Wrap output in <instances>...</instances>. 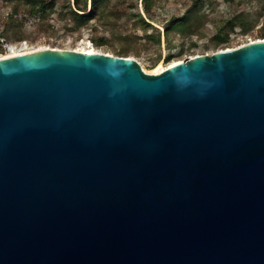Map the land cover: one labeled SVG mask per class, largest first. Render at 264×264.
<instances>
[{
    "label": "water",
    "instance_id": "1",
    "mask_svg": "<svg viewBox=\"0 0 264 264\" xmlns=\"http://www.w3.org/2000/svg\"><path fill=\"white\" fill-rule=\"evenodd\" d=\"M0 264H264V37L0 57Z\"/></svg>",
    "mask_w": 264,
    "mask_h": 264
},
{
    "label": "rangeland",
    "instance_id": "2",
    "mask_svg": "<svg viewBox=\"0 0 264 264\" xmlns=\"http://www.w3.org/2000/svg\"><path fill=\"white\" fill-rule=\"evenodd\" d=\"M152 1L154 3L150 6L151 20L146 17L148 15L144 0H107L96 20L77 29H67L62 23L71 19L67 9L68 6L74 8L73 0H57L56 7L48 9V20L43 21L39 20V14L31 3H24L22 0H0V54L5 52L6 46L34 48L44 45L65 48L91 47L97 51L117 54L123 42L121 35L126 31L121 23H127L131 30L136 27L138 33H158V42H137L131 44L127 51L128 56L135 57L149 69L158 62L167 64L175 59H185L197 53H210L221 47L261 37L260 29L264 26V1L260 5L257 0H206L201 9L206 19H202L199 30L192 34L186 28L175 30L170 42L165 38L163 19L184 11L191 4V0ZM13 6H16V12L8 18ZM86 6L90 7L89 0H86ZM239 10L245 14L247 29L238 24L229 28L224 21L221 23L220 19ZM136 13L150 25L136 21ZM115 16L120 18H113ZM121 31L124 32L120 34ZM135 50L138 53L134 52Z\"/></svg>",
    "mask_w": 264,
    "mask_h": 264
},
{
    "label": "trees",
    "instance_id": "3",
    "mask_svg": "<svg viewBox=\"0 0 264 264\" xmlns=\"http://www.w3.org/2000/svg\"><path fill=\"white\" fill-rule=\"evenodd\" d=\"M14 1V0H7ZM19 1V0H15ZM24 3H31L34 6V10L38 12V18L40 21L47 19L48 17V9L55 8L57 5V0H22ZM258 4L262 5L261 2L264 0H257ZM90 7L87 8L86 0H73L74 8L68 6V15L71 16L70 21H63V27L67 29H77L84 24H88L96 20L101 12L102 7L105 5L107 0H89ZM145 10L148 16V19H152V15L150 13V6L154 3L152 0H144ZM206 0H191V4L181 13L179 14H171L165 19H163L164 33L167 42H170L173 39V32L175 30H179L181 28H186L190 34L195 33V31L199 30V26L202 23V19H206V16L201 11L202 7L205 5ZM264 6V5H262ZM16 12V6L11 7L10 15ZM8 14V13H7ZM115 19H119V16L113 17ZM134 18V16H133ZM48 20V19H47ZM136 21L143 23L144 25H150L148 21H146L139 13H136ZM221 23L224 21L229 28H233L235 25H241L244 29H247V23L245 14L242 10L233 12L228 14L227 16L220 19ZM51 22V21H49ZM114 23H117L114 21ZM51 26L55 27L54 24ZM126 31H121L120 34L124 32L122 36L123 42L120 45L119 52L117 55L128 56V49L131 44L134 43H146L150 42H158V33L152 32L150 35L147 34L146 31L142 33H138L136 27L132 30L128 27L127 23H121ZM120 25V27H121ZM122 28V27H121ZM139 30V28H137ZM261 37H264V26L261 27ZM132 31V32H131ZM3 34V33H1ZM183 41L180 42L182 44ZM136 48V47H135ZM224 48V47H221ZM134 52L138 53L137 50ZM130 56V55H129ZM169 57V56H168ZM167 57V60H168Z\"/></svg>",
    "mask_w": 264,
    "mask_h": 264
},
{
    "label": "bare ground",
    "instance_id": "4",
    "mask_svg": "<svg viewBox=\"0 0 264 264\" xmlns=\"http://www.w3.org/2000/svg\"><path fill=\"white\" fill-rule=\"evenodd\" d=\"M41 47H49V46L44 45V46H38V47H34V48H25V47H21V48H16L15 47L14 48L13 46H6L5 52L1 53L0 57L11 55V54H14V53H23V52L30 51V50L37 49V48H41ZM74 49L82 50V51H85V52L97 51V50H95L94 48H91V47H80V48H74ZM179 60L180 59H175V60H172V61L168 62L167 64H163L161 62H158L157 64H155L153 67H151L149 69L145 68L141 63L140 64L144 68L145 71L152 72V71H156V70L165 68V67H167V65H169L171 63H176Z\"/></svg>",
    "mask_w": 264,
    "mask_h": 264
}]
</instances>
